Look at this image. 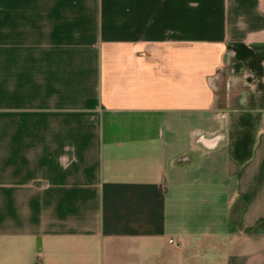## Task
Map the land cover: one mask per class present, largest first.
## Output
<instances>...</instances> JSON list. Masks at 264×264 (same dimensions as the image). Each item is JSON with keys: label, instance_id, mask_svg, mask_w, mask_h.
Segmentation results:
<instances>
[{"label": "crops", "instance_id": "crops-1", "mask_svg": "<svg viewBox=\"0 0 264 264\" xmlns=\"http://www.w3.org/2000/svg\"><path fill=\"white\" fill-rule=\"evenodd\" d=\"M0 264H264V0H0Z\"/></svg>", "mask_w": 264, "mask_h": 264}, {"label": "trees", "instance_id": "trees-1", "mask_svg": "<svg viewBox=\"0 0 264 264\" xmlns=\"http://www.w3.org/2000/svg\"><path fill=\"white\" fill-rule=\"evenodd\" d=\"M253 117L249 112H243L237 119V125L241 132L232 144V155L240 163L244 164L253 153L255 136L252 130Z\"/></svg>", "mask_w": 264, "mask_h": 264}]
</instances>
